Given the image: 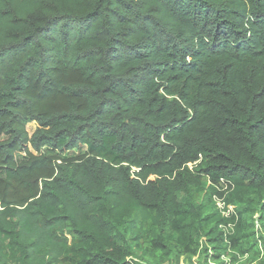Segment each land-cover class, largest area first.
I'll return each instance as SVG.
<instances>
[{"label": "trees", "instance_id": "1", "mask_svg": "<svg viewBox=\"0 0 264 264\" xmlns=\"http://www.w3.org/2000/svg\"><path fill=\"white\" fill-rule=\"evenodd\" d=\"M185 262L264 264V0H0V264Z\"/></svg>", "mask_w": 264, "mask_h": 264}, {"label": "rangeland", "instance_id": "2", "mask_svg": "<svg viewBox=\"0 0 264 264\" xmlns=\"http://www.w3.org/2000/svg\"><path fill=\"white\" fill-rule=\"evenodd\" d=\"M35 128H36V124L34 122H28L26 124V129H27L29 134H31ZM84 150H85V147L82 146L80 148H75V149H72L70 151H66L60 155L64 156V157L73 156V155H76L77 153L83 152ZM43 151H45V149H43ZM22 155H24V154L20 153L18 157H20ZM206 182H207L206 179H204V183H206ZM193 261L195 262L196 258H193ZM182 264H187V262L182 263Z\"/></svg>", "mask_w": 264, "mask_h": 264}, {"label": "built area", "instance_id": "3", "mask_svg": "<svg viewBox=\"0 0 264 264\" xmlns=\"http://www.w3.org/2000/svg\"><path fill=\"white\" fill-rule=\"evenodd\" d=\"M214 202L215 208L220 212L221 216L227 217L233 212L234 206L232 204H226L223 198L214 196Z\"/></svg>", "mask_w": 264, "mask_h": 264}]
</instances>
